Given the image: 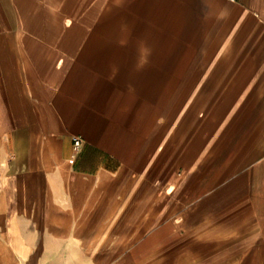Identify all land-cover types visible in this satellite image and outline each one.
<instances>
[{
  "label": "crops",
  "instance_id": "0c3cea01",
  "mask_svg": "<svg viewBox=\"0 0 264 264\" xmlns=\"http://www.w3.org/2000/svg\"><path fill=\"white\" fill-rule=\"evenodd\" d=\"M0 264H264V0H0Z\"/></svg>",
  "mask_w": 264,
  "mask_h": 264
},
{
  "label": "built area",
  "instance_id": "2783aa9c",
  "mask_svg": "<svg viewBox=\"0 0 264 264\" xmlns=\"http://www.w3.org/2000/svg\"><path fill=\"white\" fill-rule=\"evenodd\" d=\"M82 145V139L79 137H74V147L75 149H79Z\"/></svg>",
  "mask_w": 264,
  "mask_h": 264
}]
</instances>
